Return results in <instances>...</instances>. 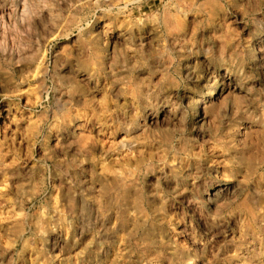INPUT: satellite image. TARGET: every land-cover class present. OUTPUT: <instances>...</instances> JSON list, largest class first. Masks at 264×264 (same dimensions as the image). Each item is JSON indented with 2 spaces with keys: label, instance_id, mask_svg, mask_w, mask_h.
<instances>
[{
  "label": "rangeland",
  "instance_id": "1",
  "mask_svg": "<svg viewBox=\"0 0 264 264\" xmlns=\"http://www.w3.org/2000/svg\"><path fill=\"white\" fill-rule=\"evenodd\" d=\"M38 262L264 264V0H0V264Z\"/></svg>",
  "mask_w": 264,
  "mask_h": 264
},
{
  "label": "bare ground",
  "instance_id": "2",
  "mask_svg": "<svg viewBox=\"0 0 264 264\" xmlns=\"http://www.w3.org/2000/svg\"><path fill=\"white\" fill-rule=\"evenodd\" d=\"M256 60V59H255ZM56 191V190H55ZM90 193V192H89ZM56 194V193H55ZM91 195H92V192H91ZM55 196V195H54ZM97 197V196H96ZM80 200V199H79ZM96 201V200H95ZM55 203L56 204H58V202L57 201H55ZM79 203V202H78ZM87 204H88V202H86ZM90 203V202H89ZM86 204V205H87ZM64 205H66V204H64ZM97 205V204H96ZM62 206H63V204H62ZM105 206V205H104ZM54 207V206H53ZM98 207V206H97ZM56 208V207H55ZM79 208V207H78ZM54 209V208H53ZM90 209V208H89ZM99 209V208H98ZM94 210H96V209H94ZM94 210H91V214L93 215L94 213H93V211ZM41 211V210H40ZM88 211H90V210H88ZM50 212H51V209H50ZM50 212H48V211H46V210H44L43 212H42V215H41V218H39V220L38 221H36V223H35V226H36V229L37 230H39V231H45V228L47 227V226H52V225H54V226H56L57 225V223H56V221H59V219H62V215L61 214H64V213H61L59 210H58V208H56L55 210H53V213L52 214H50ZM60 212V213H59ZM95 212V211H94ZM133 214V213H132ZM134 215V214H133ZM58 216H60L59 217V219H57L58 218ZM99 216V215H98ZM95 218H96V216H95ZM94 218V219H95ZM55 219H57V220H55ZM33 221V220H32ZM95 221V220H94ZM29 223V222H28ZM33 225V224H32ZM63 226H59L58 228H57V231H55L54 233H52V234H50V235H52L51 237H50V240H49V243H50V248H51V252L53 253H55V252H57V254L59 253V252H61L64 248H65V246H66V243H67V237L68 236H66L65 238H63V228H62ZM56 228V227H55ZM56 230V229H55ZM123 233V232H122ZM80 234H81V232H80ZM79 234V235H80ZM120 234V233H119ZM77 236V235H76ZM121 236V235H120ZM120 238V237H119ZM117 239V238H116ZM117 241V240H116ZM119 241V240H118ZM113 245V244H112ZM111 245V246H112ZM111 248V247H110ZM111 249H109V251H110ZM106 252L107 251H103L102 253L105 255L106 254ZM113 252V251H112ZM101 253V254H102ZM100 256H102V255H100ZM104 257V256H103ZM102 257V258H103ZM113 257V256H112ZM56 259V258H55ZM43 260V259H42ZM76 261V260H75ZM104 261V260H103ZM42 262V261H41ZM45 262V261H44ZM77 263V262H76ZM38 264H39V262H38Z\"/></svg>",
  "mask_w": 264,
  "mask_h": 264
}]
</instances>
